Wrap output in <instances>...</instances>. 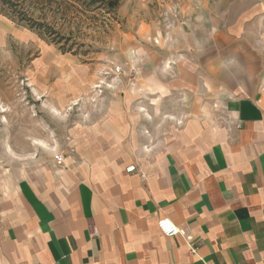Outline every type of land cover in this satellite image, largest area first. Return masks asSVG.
<instances>
[{"label": "crops", "instance_id": "0c3cea01", "mask_svg": "<svg viewBox=\"0 0 264 264\" xmlns=\"http://www.w3.org/2000/svg\"><path fill=\"white\" fill-rule=\"evenodd\" d=\"M156 1L72 149L0 174V264H264V0Z\"/></svg>", "mask_w": 264, "mask_h": 264}, {"label": "rangeland", "instance_id": "374dc122", "mask_svg": "<svg viewBox=\"0 0 264 264\" xmlns=\"http://www.w3.org/2000/svg\"><path fill=\"white\" fill-rule=\"evenodd\" d=\"M7 1L0 0V174L31 155H48L50 145L72 149L86 116L81 105L87 109L122 80H134L124 43L155 21L163 4L120 0L111 12L101 0H78L66 11L54 1ZM35 22L47 27L32 29Z\"/></svg>", "mask_w": 264, "mask_h": 264}, {"label": "built area", "instance_id": "2783aa9c", "mask_svg": "<svg viewBox=\"0 0 264 264\" xmlns=\"http://www.w3.org/2000/svg\"><path fill=\"white\" fill-rule=\"evenodd\" d=\"M147 1V0H143ZM165 18L167 19L168 14H164ZM115 72L118 74H124V72L121 70V68L117 67L115 68ZM55 161L57 164L63 163V154H56L55 155ZM136 171V167L132 166L127 169L128 173H134ZM158 227L162 234H164L166 237H176L180 236L186 240V242H191L193 240V237L185 230L177 227L171 220L169 219H162L158 222Z\"/></svg>", "mask_w": 264, "mask_h": 264}, {"label": "trees", "instance_id": "16d2710c", "mask_svg": "<svg viewBox=\"0 0 264 264\" xmlns=\"http://www.w3.org/2000/svg\"><path fill=\"white\" fill-rule=\"evenodd\" d=\"M34 4H38V5H44V4H49V3H52L53 1L57 3V7L62 9V11H66L68 9H70L72 7V2L74 3H77L78 4V0H31ZM92 2V3H95L99 0H84V2ZM101 1H106L107 2V10L108 11H115V9L119 6V3H120V0H101ZM3 3H7L9 4L10 2L7 1V0H3ZM35 25V26H33ZM32 26H30L32 29L34 27H39L40 29L41 28H45L47 27L46 25L44 24H41V23H34Z\"/></svg>", "mask_w": 264, "mask_h": 264}]
</instances>
